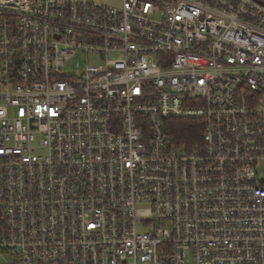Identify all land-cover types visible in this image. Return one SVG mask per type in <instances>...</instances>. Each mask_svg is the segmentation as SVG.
I'll return each mask as SVG.
<instances>
[{"label":"built area","instance_id":"1","mask_svg":"<svg viewBox=\"0 0 264 264\" xmlns=\"http://www.w3.org/2000/svg\"><path fill=\"white\" fill-rule=\"evenodd\" d=\"M117 1L0 0V264H264V0Z\"/></svg>","mask_w":264,"mask_h":264},{"label":"trees","instance_id":"2","mask_svg":"<svg viewBox=\"0 0 264 264\" xmlns=\"http://www.w3.org/2000/svg\"><path fill=\"white\" fill-rule=\"evenodd\" d=\"M178 143L192 146L199 142L202 128L198 121L188 119H170L168 121Z\"/></svg>","mask_w":264,"mask_h":264},{"label":"rangeland","instance_id":"3","mask_svg":"<svg viewBox=\"0 0 264 264\" xmlns=\"http://www.w3.org/2000/svg\"><path fill=\"white\" fill-rule=\"evenodd\" d=\"M92 1L106 3V4H109V5H117L118 4L117 0H92ZM78 61L80 62L81 65L84 64V60L83 59H78ZM89 63L90 64H95L96 63V59L92 58ZM142 229H144V228L143 227L139 228V230H142Z\"/></svg>","mask_w":264,"mask_h":264}]
</instances>
